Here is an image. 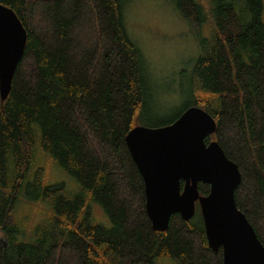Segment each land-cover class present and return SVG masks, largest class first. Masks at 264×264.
<instances>
[{
  "label": "trees",
  "instance_id": "obj_1",
  "mask_svg": "<svg viewBox=\"0 0 264 264\" xmlns=\"http://www.w3.org/2000/svg\"><path fill=\"white\" fill-rule=\"evenodd\" d=\"M131 1L0 0L26 31L0 101V264H223L199 211L165 231L148 220L126 136L137 120L154 127L142 113L156 96L126 30ZM167 2L199 50L185 109L214 120L211 138L241 175L236 207L264 248V0ZM47 161L67 181L43 185ZM22 195L46 210L35 225L13 215Z\"/></svg>",
  "mask_w": 264,
  "mask_h": 264
},
{
  "label": "water",
  "instance_id": "obj_2",
  "mask_svg": "<svg viewBox=\"0 0 264 264\" xmlns=\"http://www.w3.org/2000/svg\"><path fill=\"white\" fill-rule=\"evenodd\" d=\"M25 44L26 31L19 18L0 5L1 102L10 93ZM215 128L203 109L189 107L170 124L139 125L127 134L126 145L145 183L151 228L167 230L169 214L177 210L189 220L193 202L198 200L208 245L214 251L221 247L223 264H264V248L236 207L234 193L241 180L238 168L217 142L205 144ZM181 180L191 183L182 194ZM198 182L209 186L207 195L198 196Z\"/></svg>",
  "mask_w": 264,
  "mask_h": 264
},
{
  "label": "rangeland",
  "instance_id": "obj_3",
  "mask_svg": "<svg viewBox=\"0 0 264 264\" xmlns=\"http://www.w3.org/2000/svg\"><path fill=\"white\" fill-rule=\"evenodd\" d=\"M124 18L130 39L147 62L150 87L156 96L152 108L142 113V120L154 127L165 125L187 105L190 95L187 81L199 55L194 30L178 18L167 0H132L125 9ZM139 124L137 120L133 127ZM38 168V163H35L32 172ZM64 181H67V177L52 161L45 162L41 183L47 186ZM34 199L37 198L24 195L20 198L13 215L23 219L21 222L34 220L35 225L45 216L43 204L32 201ZM196 210L199 211L198 208ZM94 213L97 218L103 216L101 211L95 210ZM163 264L174 263L164 261Z\"/></svg>",
  "mask_w": 264,
  "mask_h": 264
},
{
  "label": "flooded vegetation",
  "instance_id": "obj_4",
  "mask_svg": "<svg viewBox=\"0 0 264 264\" xmlns=\"http://www.w3.org/2000/svg\"><path fill=\"white\" fill-rule=\"evenodd\" d=\"M214 133V132H213ZM212 133V134H213ZM212 134H210V135H208L205 139H204V141H205V144L207 145L209 142H216V141H208V139L209 138H211V135ZM208 142H207V141ZM128 148V147H127ZM137 166V165H136ZM140 175H141V173H140ZM141 177H142V175H141ZM143 179V178H142ZM144 183V182H143ZM202 183L201 182H198L197 183V185H196V189H197V194H198V196H204V195H202L201 194V192H200V185H201ZM191 186V183H186L185 181H180V183H179V193L180 194H182L185 190H187V188L188 187H190ZM189 192V191H188ZM144 193H145V183H144ZM207 195V194H206ZM145 210H146V214H147V217H148V220H149V222H150V224H151V221H150V218H151V214H150V212H149V209H148V202H147V197H146V193H145ZM198 208V210H199V212H200V207H199V202H198V200H195L194 202H193V216L189 219V220H191L193 217H194V215H195V212H196V209ZM182 210V209H181ZM162 214V213H161ZM201 214V213H200ZM174 215H178L179 216V219H181V220H183V221H189V220H185L183 217H182V215H181V213L177 210V211H175V212H173V213H171V214H169V221H170V219H171V216H174ZM150 216V217H149ZM157 218L158 219H156L157 220V224L159 223L158 221H161L160 219H159V216H157ZM168 226H169V222H168ZM168 228V227H167Z\"/></svg>",
  "mask_w": 264,
  "mask_h": 264
}]
</instances>
